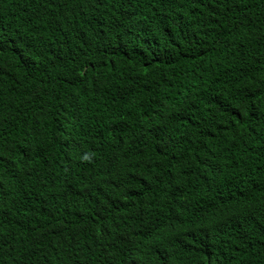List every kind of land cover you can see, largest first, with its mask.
<instances>
[{"label": "trees", "instance_id": "16d2710c", "mask_svg": "<svg viewBox=\"0 0 264 264\" xmlns=\"http://www.w3.org/2000/svg\"><path fill=\"white\" fill-rule=\"evenodd\" d=\"M0 264H264V0H0Z\"/></svg>", "mask_w": 264, "mask_h": 264}]
</instances>
